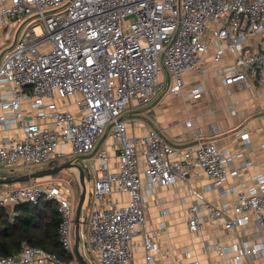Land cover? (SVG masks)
<instances>
[{"label":"built area","instance_id":"2783aa9c","mask_svg":"<svg viewBox=\"0 0 264 264\" xmlns=\"http://www.w3.org/2000/svg\"><path fill=\"white\" fill-rule=\"evenodd\" d=\"M4 25L0 129L9 134L0 138L1 176L31 172L59 157L80 158L90 186L81 240L91 264H138V234L145 251L141 264L154 261L166 223L148 225L147 194L201 172L220 200L192 189L188 231L202 232L206 224L232 231V241H206L204 252L215 251L223 264H264V172L251 176V184L226 185L239 175L231 164L242 153L218 147L201 127L193 147L176 150L157 129L131 134L125 116L164 88V73L172 79L169 92L182 93L184 71L207 73V57L218 63L227 53L234 56L216 69L226 86L264 83V0H0ZM48 42L45 51L40 46ZM203 92L197 84L188 94L201 99ZM185 125L193 127V119ZM237 134L250 142L247 131ZM1 185L0 205L12 213L21 202L55 203L59 238L74 260L23 241L17 253L0 255V264H77L72 182L49 177ZM183 256L201 264L187 245Z\"/></svg>","mask_w":264,"mask_h":264},{"label":"crops","instance_id":"0c3cea01","mask_svg":"<svg viewBox=\"0 0 264 264\" xmlns=\"http://www.w3.org/2000/svg\"><path fill=\"white\" fill-rule=\"evenodd\" d=\"M233 62L234 56L230 53L225 54L218 63L207 57L202 64L208 69L207 73L198 74L190 69L184 71L185 86L180 94L169 92L172 79L168 73L162 74L164 88L148 104L133 105L131 112L126 111L129 132L143 135L157 129L176 150H183L195 145V130L201 127L205 138L218 147L234 154L242 153L231 164L232 168L238 169L239 175L229 178L226 185L238 183L240 180L251 184V176L264 172V147H261L264 143V83L253 81L246 84L240 81L229 86L224 85L216 69ZM197 84L204 86L201 99H194L188 94ZM232 104L235 106L234 112L231 110ZM188 118L193 119V127L185 125ZM239 130L249 133L250 142L237 134ZM4 134L9 133L0 129V138ZM245 162L251 164L245 166ZM85 176L88 177L86 169ZM143 181H146L144 175ZM211 183L210 177L201 172L190 176L187 181H179L169 186L156 185L147 194L145 206L148 225L157 227L161 220L166 223V228L159 231L161 251L149 264H189L191 260L183 256L185 245L189 246L193 259H198L201 264H223L215 251L205 253L204 245L206 241L228 243L234 239V233L222 228L213 231L206 224L202 232L192 234L186 223L187 208L195 201L192 189L201 190L213 202L220 200L218 191L212 188ZM120 196L125 198L123 194ZM86 222L81 225L80 232L86 230ZM135 242V261L138 264L144 263L145 251L140 234L135 237ZM80 245L81 251H84L82 253L90 262L91 255L82 247V240Z\"/></svg>","mask_w":264,"mask_h":264},{"label":"trees","instance_id":"16d2710c","mask_svg":"<svg viewBox=\"0 0 264 264\" xmlns=\"http://www.w3.org/2000/svg\"><path fill=\"white\" fill-rule=\"evenodd\" d=\"M59 223L60 216L55 203L47 200L37 204L18 203L14 213L0 205V255L17 253L22 242L26 241L55 253L65 261L74 260V254L61 244ZM76 261L79 262L78 258Z\"/></svg>","mask_w":264,"mask_h":264},{"label":"water","instance_id":"95a60500","mask_svg":"<svg viewBox=\"0 0 264 264\" xmlns=\"http://www.w3.org/2000/svg\"><path fill=\"white\" fill-rule=\"evenodd\" d=\"M63 169H76L78 171V179L81 185V192H80L79 200L76 205V213H75V253L81 264H91L82 253L81 245H80L81 213L83 207L85 206V201L87 198V183H86L85 170L80 163L76 161H66L59 165L23 173L16 176H11V175L0 176V184L29 181L31 179H35V178L37 179L44 176L52 175L54 173L60 172Z\"/></svg>","mask_w":264,"mask_h":264},{"label":"rangeland","instance_id":"374dc122","mask_svg":"<svg viewBox=\"0 0 264 264\" xmlns=\"http://www.w3.org/2000/svg\"><path fill=\"white\" fill-rule=\"evenodd\" d=\"M27 27H28V25L20 30L19 36L22 34V32ZM7 29H8L7 25L1 26L0 27V36H2L4 33H6ZM35 31H36L37 34H41L43 32L42 26L37 23L35 25ZM11 44H12V42L10 41V43L8 45H5L4 47H7V46L9 47V46H11ZM40 47L44 48V50L47 51V50H49L51 48V44L48 42V43H45V44L41 45ZM68 100H74V99L69 97ZM72 109H75V107H72ZM67 159H68L67 157H59L53 162L37 164V165H34L31 168V171H36V170L45 169V168H48V167H51V166L59 165V164H62L63 162H65V161H67ZM76 161L78 163L82 164V161H81L80 158H78ZM22 173L23 172H21V171L16 172L17 175L22 174ZM48 176L52 177L53 179L70 180L72 182V186H73V194H74L73 202H74L75 205H77V202H78L79 197H80V192H81V185H80V182H79V179H78V171L76 169H63L60 172H57V173H54V174L48 175ZM25 182H27V181L17 182V183H25ZM86 183H87V195H88V189L90 188V186H89V179H87V178H86ZM85 204H86V201H85ZM87 213H88L87 208L83 207L82 213H81V225L86 222L85 219L88 218V214ZM77 264H80V262H78Z\"/></svg>","mask_w":264,"mask_h":264}]
</instances>
